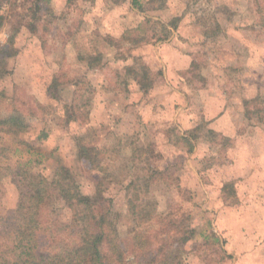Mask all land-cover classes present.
Returning a JSON list of instances; mask_svg holds the SVG:
<instances>
[{"label":"rangeland","instance_id":"rangeland-1","mask_svg":"<svg viewBox=\"0 0 264 264\" xmlns=\"http://www.w3.org/2000/svg\"><path fill=\"white\" fill-rule=\"evenodd\" d=\"M139 1L1 0L0 115L25 128L0 131V170L23 164L44 191L42 218L50 217L38 233L42 247L90 243L98 212L110 209L115 231L109 226L105 247L112 252L139 253L149 239L148 253L161 264H232L208 217L223 204L225 215L235 210L248 227L252 216L242 217L241 206H264V170L249 171L264 152V0L261 11L255 0ZM169 21L170 36L155 41L164 37L160 22ZM144 70L152 87L138 91L134 76ZM85 99V116L69 110L83 109ZM174 127L195 130L191 152L172 144ZM79 137L100 148L102 169L78 153ZM241 139L255 157L250 174L236 177L227 154ZM58 171L71 172L90 196L99 182L103 198L68 204ZM1 173L0 254L8 257L4 218L18 186L13 173ZM257 210L264 216V207Z\"/></svg>","mask_w":264,"mask_h":264},{"label":"trees","instance_id":"trees-1","mask_svg":"<svg viewBox=\"0 0 264 264\" xmlns=\"http://www.w3.org/2000/svg\"><path fill=\"white\" fill-rule=\"evenodd\" d=\"M260 1V3H259ZM1 2V0H0ZM133 6L140 4L139 0H130ZM255 5L257 11L261 8V0H255ZM259 10V11H261ZM3 17L0 14V26L2 25ZM147 23L150 22L149 18L146 19ZM163 30L164 37L159 38L157 36L156 40H163L167 36H170L171 28L175 27L173 21L169 23L160 22ZM139 26L133 30L138 29ZM155 36V35H154ZM100 56L96 57L93 61L89 63L93 67L96 63L94 61H99ZM142 74V77L134 76V79L138 86V91H147L152 87V82L146 76V70ZM54 82L51 83V88ZM50 87V86H49ZM84 105L83 109H80L77 105V110L75 105L71 104L69 110L71 112L80 113L84 112L86 115L85 108L87 107V100L85 99L82 103ZM83 116V117H84ZM260 119V117H258ZM25 128V124L20 121L17 117L7 114L0 115V131L7 133L20 132ZM170 138L172 144L176 147L181 146V143L187 146V153L193 150V139L197 138L194 133V129H188L186 131L178 130L177 128L171 129ZM169 135V134H168ZM46 136V134L44 135ZM22 142V141H20ZM78 153L85 155L89 158V162L93 164L98 169L103 168L101 163L102 152L100 148L96 147L94 144H87L83 141L82 137H79L76 143ZM101 155V156H100ZM15 167H10V165H5L1 167L0 179L4 175L2 170H6L7 173H13L11 180L18 186V198L16 200V207L12 211L6 214L5 221L7 223L6 228L9 229L11 234L12 246L10 249V255L7 257L0 254V264H161L152 252L148 253L151 248L149 239L144 242V244L139 245L140 252L136 253L133 250L121 254L120 252H112L109 248L111 245V238L107 234L108 228L110 226L111 230L115 231L114 225L112 223L113 219L111 210L106 209L102 212H98V231L95 233L94 237L89 243H82L75 249H54L44 245L42 247L39 245L38 233L43 229L44 220L48 219L50 215L43 212L44 218H42L43 205L46 201L45 193L42 189L35 186L26 178V169L23 164L16 163ZM163 170H168V166L164 167ZM67 171V169L65 170ZM157 172V171H156ZM5 173V174H7ZM160 174V171L157 172ZM59 177V182L64 184L62 188L65 190V201L68 204L72 203H85L88 205H94V203L100 201L103 198L102 191L98 189V184L96 187V192L93 196H90L81 191V186L77 184V180L72 176L71 172H61L58 171L56 174ZM162 174L159 175L161 177ZM23 187H20V186ZM128 206L131 210H135V205L132 199L128 200ZM9 211V210H8ZM190 235H184L183 240L188 241ZM137 238V237H136ZM132 235L131 245L137 244V239ZM139 242V241H138ZM140 243V242H139ZM107 244V248L105 247ZM109 245V246H108ZM51 246V244H50ZM159 248V252L161 250ZM45 248V249H44ZM47 248V249H46ZM123 251L122 247H118L117 250Z\"/></svg>","mask_w":264,"mask_h":264},{"label":"crops","instance_id":"crops-1","mask_svg":"<svg viewBox=\"0 0 264 264\" xmlns=\"http://www.w3.org/2000/svg\"><path fill=\"white\" fill-rule=\"evenodd\" d=\"M238 109L241 110V108ZM241 114H243V109L241 110ZM237 143H240L242 147L236 151L235 146L237 145ZM245 144L246 143H242V139L241 142H239V140L235 141L233 147L229 150L227 154L229 155V158L232 159V161L226 163L227 165H230L227 167L230 169L229 175L231 176L234 175L236 177H240L243 175L250 174L248 173L250 170L252 171V173L256 171L258 173L264 170V168H257V166H260L264 161V152L258 153L256 167H253L252 165L250 169L247 168L246 165H249L250 161H252L251 158L253 159V156L255 157V152H253L252 150L245 151V148L243 149V145ZM247 169H249L248 172ZM244 178L246 179V177ZM229 179L230 178H228V180ZM255 189L262 191V187H256ZM255 189L251 190V192H256ZM218 193L219 195H221V187L220 190H218ZM241 194H243V190L239 192V195ZM263 207L264 206H262L261 203H258L254 206L251 205V208L249 207L250 209L249 211H247L248 209H246L244 205L241 206L242 211L244 210L243 213L246 214L242 215V217L247 219L246 216L249 212L251 213L252 217L250 216L251 218L249 219L248 227H245L246 220L241 219L238 221V219L235 218L236 215L241 216L240 214L236 213L235 210H230L232 215H225L222 210L227 211L228 209L224 208L223 204H221L216 210H213V213L211 212V216L208 217V223H210L211 226L214 227L212 228L218 232L221 238L225 239V250L228 256L231 255V257H233L232 264H264V216L263 214H261V212L257 210V208ZM251 222H260V226L258 227V224L251 225Z\"/></svg>","mask_w":264,"mask_h":264}]
</instances>
